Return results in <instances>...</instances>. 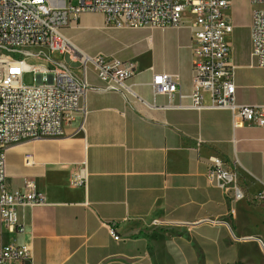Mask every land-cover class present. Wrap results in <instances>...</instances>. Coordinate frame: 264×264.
Wrapping results in <instances>:
<instances>
[{"label":"crops","instance_id":"0c3cea01","mask_svg":"<svg viewBox=\"0 0 264 264\" xmlns=\"http://www.w3.org/2000/svg\"><path fill=\"white\" fill-rule=\"evenodd\" d=\"M110 27L141 31L118 39L105 54L137 66L127 81L136 96L106 90L92 68L82 127L78 120L61 138L7 151V189L33 182L47 203L18 208L25 230L6 233L0 224V243L29 246L32 254L22 264H153L176 257L180 264H199L229 253L236 258L238 246L248 243L264 246V127L236 128L230 110L170 108L168 96L154 95V72L177 73L182 103L189 104L190 27ZM250 55L251 41L245 60L233 55L236 102L264 105V68L252 66ZM50 60L79 72L69 66V54ZM213 156L238 162L244 199L232 200L208 180Z\"/></svg>","mask_w":264,"mask_h":264},{"label":"built area","instance_id":"2783aa9c","mask_svg":"<svg viewBox=\"0 0 264 264\" xmlns=\"http://www.w3.org/2000/svg\"><path fill=\"white\" fill-rule=\"evenodd\" d=\"M74 1L0 0V224L10 233L25 230L19 222L18 208L44 205L47 201L30 181L21 189H7V151L32 140L61 138L65 126L78 120L83 126L90 87L89 67L105 83L106 90L136 96L127 84L137 72L131 60L105 54L91 56L62 33L84 13H102L107 25L117 28L190 27L193 91L189 104L182 103L186 96L182 92L181 75L177 73L154 72L151 80L154 95L168 96L166 107L170 108L230 110L236 128L245 124L264 127V105L236 102L237 66L233 61V45L228 40L234 26L227 16L232 0ZM249 3L252 66L264 68V0H249ZM35 47L69 54L73 62H81L83 66L78 73L66 68L52 70L27 62V58L36 54L28 52L26 57H17L22 50ZM26 72L36 74L35 84L22 82ZM207 178L224 188L234 201L246 197L237 161L211 157ZM110 232L115 240L121 239L115 224ZM31 254L27 245L0 243V264H22Z\"/></svg>","mask_w":264,"mask_h":264},{"label":"rangeland","instance_id":"374dc122","mask_svg":"<svg viewBox=\"0 0 264 264\" xmlns=\"http://www.w3.org/2000/svg\"><path fill=\"white\" fill-rule=\"evenodd\" d=\"M75 3L77 0L74 1ZM249 0H232V5L227 11V16L234 26V32L228 37V40L233 45V55L235 61H243L248 57L249 42H250V24H249ZM111 25H107L106 18L102 13H84L77 23H73L62 30L66 36L76 47L83 52L95 56L98 53L111 54L116 47L117 40L123 37L137 36L141 31L121 32L116 30ZM17 57H26L27 53L36 54L34 57L27 58V62L33 66H46L50 69L60 68L53 60H61L68 54H62L59 51L50 53L46 47L27 48L22 50ZM69 66L77 68L83 66L81 62H69ZM92 70L89 67L88 72ZM25 85H33L36 83V74L33 72H26L22 78ZM6 230V229H5ZM8 233V231H5ZM239 255L232 258L227 254V258L219 260L214 256L204 260L200 259L199 264H264V246L256 243H248L245 246H238ZM180 258L176 257L171 260L160 258L153 264H180ZM150 264V263H144Z\"/></svg>","mask_w":264,"mask_h":264}]
</instances>
